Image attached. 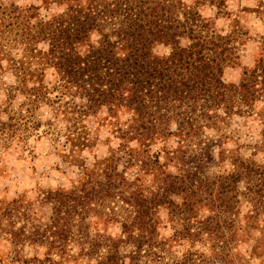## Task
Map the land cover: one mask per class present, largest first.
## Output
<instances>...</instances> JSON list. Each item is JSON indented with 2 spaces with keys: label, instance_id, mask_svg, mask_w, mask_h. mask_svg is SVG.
Segmentation results:
<instances>
[{
  "label": "trees",
  "instance_id": "obj_1",
  "mask_svg": "<svg viewBox=\"0 0 264 264\" xmlns=\"http://www.w3.org/2000/svg\"><path fill=\"white\" fill-rule=\"evenodd\" d=\"M199 1L225 2L41 0L45 8L54 2L64 9L46 16L33 4L3 8L17 19L14 39L23 50L12 62L17 79L9 98L21 93L22 110L29 113L53 90L68 95L50 109L65 120L63 146L80 170L71 186L45 192L50 204L45 222L25 218L8 233L13 245L42 247L43 258L35 259L46 264L82 257L84 264H122L124 258L127 264H207L196 248L201 239L223 264H237L239 230L251 226L263 232V152L258 159L220 149L214 157L203 129L250 112L256 100L264 102V51L239 82H226L231 36L209 27ZM40 42L44 48H36ZM157 44L169 46L168 53L155 52ZM103 107L118 144L87 163L79 152L93 144L83 127ZM171 135L174 146L168 148ZM225 160L228 168H215ZM244 203L247 229L240 222ZM160 208L178 224L171 235L159 233ZM18 213L26 217L16 208L7 211L11 227ZM108 222L119 223V232H107ZM256 238L254 249L260 252L263 238ZM182 239L189 246L174 251L171 245Z\"/></svg>",
  "mask_w": 264,
  "mask_h": 264
},
{
  "label": "rangeland",
  "instance_id": "obj_2",
  "mask_svg": "<svg viewBox=\"0 0 264 264\" xmlns=\"http://www.w3.org/2000/svg\"><path fill=\"white\" fill-rule=\"evenodd\" d=\"M12 2L14 5L40 6L36 10L39 13L41 9H44L45 13H50L59 7L54 2H49L45 8L41 6V0H0V264H21L23 258L28 259V264H46L35 259L43 258L42 247L27 242L13 245L8 233L14 228L21 227L25 218L32 217L35 224L45 222L50 214V204L44 199L45 192L57 186L63 188L71 186L78 178L80 170L73 161L70 162L71 156L63 146V136L67 130L65 120L61 116H55L50 109L52 103L56 106L57 103L63 104L68 101V95H58L59 93L53 90L49 92L46 102H39L29 113L25 109L22 110L24 98L21 93L17 92L11 99L9 98L10 86L14 85L17 79V72L13 67L15 64L12 62L17 61L23 53L22 46L14 39L18 33L17 19H12L8 14L1 12L4 7L10 9ZM229 4H235L236 8H230ZM196 6L211 29L230 33L234 53L232 60L224 67L222 77L226 82H239L244 71L249 72L259 56L263 55L264 0H225L218 6L208 1H199ZM207 9L214 11L206 16L203 13ZM217 21L223 23L218 24ZM35 46L44 48L45 44L40 42ZM154 49L158 54H166L169 46L157 44ZM46 71L47 78L54 81L51 69ZM107 113V108L103 107L91 115L84 124L83 131L93 145L82 149L79 158H84L87 163L91 162L93 157L106 155L111 147L114 148L118 144L113 120ZM5 116L7 119H4ZM169 127L170 130L175 128L174 120L170 122ZM203 132L204 139L211 143L210 151L214 157L218 150L226 149L258 159H261L263 152L264 161V102L256 100L250 112L231 114L218 125L204 128ZM165 143L168 148L173 147L174 137L169 136ZM131 144L135 145L134 142ZM155 148L156 145L153 146V149ZM229 166L230 162L225 160L215 168L224 169ZM169 168L172 169V166ZM12 201L15 203L12 204ZM12 208L25 212L26 217L18 213L20 217L16 218L11 227L8 225L10 218L7 211H11ZM246 211L247 206L244 203L240 208V222L245 229L247 227L243 215ZM159 215L160 235H171L178 224L171 223L164 208H160ZM259 218L261 225L259 228H263V232L251 226L247 230L243 228L239 230L241 239L234 248L237 264H264V211ZM104 226L105 230L112 234L120 230L117 222H108ZM256 236L263 238V248H258L260 252L254 249ZM188 246L189 240L182 239L173 242L171 248L181 252ZM196 248L205 254L203 258L207 264H223L215 253H211L208 244L201 243V239L196 241ZM29 251L31 255L28 254ZM85 261L84 257L77 260L68 258L64 264H84ZM121 262L127 264L125 258Z\"/></svg>",
  "mask_w": 264,
  "mask_h": 264
},
{
  "label": "clouds",
  "instance_id": "obj_3",
  "mask_svg": "<svg viewBox=\"0 0 264 264\" xmlns=\"http://www.w3.org/2000/svg\"><path fill=\"white\" fill-rule=\"evenodd\" d=\"M229 7L230 8H236V5L235 4H229ZM64 9L61 7V8H57L56 9V11H58V12H62ZM214 11V9H207V10H205L204 11V15H206V16H209V15H211L212 14V12ZM42 16H46V15H49L50 13H48V14H46L45 13V10L44 9H41V13H40ZM217 23L219 24V23H223V21H217ZM165 51H167V50H165ZM4 119H7V117L5 116L4 117ZM29 255H31V251H29V253H28Z\"/></svg>",
  "mask_w": 264,
  "mask_h": 264
}]
</instances>
